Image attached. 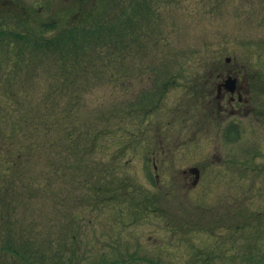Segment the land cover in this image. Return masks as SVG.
Segmentation results:
<instances>
[{
	"label": "rangeland",
	"instance_id": "rangeland-1",
	"mask_svg": "<svg viewBox=\"0 0 264 264\" xmlns=\"http://www.w3.org/2000/svg\"><path fill=\"white\" fill-rule=\"evenodd\" d=\"M77 1L0 0V10L12 9L18 16L29 8L28 24L62 22L73 15ZM147 1L156 12L149 43L132 45L118 70H105L81 108L95 132H101L86 161L91 165L90 185L98 189V183H104L103 194L95 192L82 214L78 196L85 189L76 175L64 170L69 165L65 159L72 163V158L39 144L42 138L32 144L43 136L39 131L32 137V132L42 121L44 79L24 84L15 99L0 87V234L9 226L30 234L46 228L58 231L79 214L90 221L91 238L119 234L133 244L130 248L138 243L164 264L186 263L195 249H223L215 247L219 241L236 254L247 246L264 250V0ZM226 69L238 71L247 86L256 88L257 97L262 94L254 104L263 115L261 123L252 112L226 118L219 114L216 74ZM116 73L121 76L118 82L111 78ZM29 111L30 137L15 141L8 124ZM101 115L106 116L102 121ZM237 127L239 137H231ZM27 144L31 149L23 154L33 158H24L17 172L10 163ZM49 157L59 160V173L48 191L28 199L24 189L22 196L18 184L28 183L29 176L42 181L51 175L52 167L44 163ZM191 167L201 170L196 186L193 177L184 174ZM10 184L19 197L7 205L2 199ZM126 188V196L121 195ZM101 195L106 199L100 203ZM131 202L140 215L121 218L119 211L125 212ZM116 218L125 222L112 230Z\"/></svg>",
	"mask_w": 264,
	"mask_h": 264
},
{
	"label": "trees",
	"instance_id": "trees-1",
	"mask_svg": "<svg viewBox=\"0 0 264 264\" xmlns=\"http://www.w3.org/2000/svg\"><path fill=\"white\" fill-rule=\"evenodd\" d=\"M73 6V15L62 22L53 19L34 24L25 20L30 11L27 7L18 15L20 19L12 15V9L0 10V87L9 98L15 99L20 91H24L20 89L24 84L44 79L45 89L39 102L42 108L39 120L42 121L32 132V137L36 134L43 136L35 137L32 144L39 143L42 138L43 143L39 144H46L56 155L61 151L65 158H72V163L65 159L69 165L64 170L76 175L79 187L85 189L78 196L81 203L77 210H81L82 214L90 208V201L96 193L103 194L104 183H98V189L90 185L91 165L86 161L90 159L96 136L101 132H95L81 108L91 93L90 88L97 84L100 77H104L105 70H118L125 54L133 49L132 45L142 40L143 44L149 43V30L155 22L156 12L147 0H78ZM111 78L118 82L120 73ZM148 94L151 91L145 96L148 97ZM105 118V115L99 117L100 121ZM30 119V111L13 117L8 124L12 130L9 136L14 135L15 141L19 136L30 137ZM59 132H62L61 137ZM30 149L28 144L21 145L15 153V161L9 162L11 168L14 165L20 172L24 158L29 161L33 158L23 154ZM47 162L53 169L51 175L45 172L44 176L48 178L42 181H35L29 176L28 183L18 184L17 190H22V196L24 189L28 192V199L37 198L39 191H48L50 180L59 173V160L49 157L48 161H44ZM129 188L133 194L137 193L138 189ZM127 189L121 195L126 196ZM14 190V184L7 186L3 203L11 205L10 200L18 199L19 192ZM101 196L100 203L106 199ZM131 203L125 212L119 211L121 218L124 215H140L137 205ZM82 218L79 214L75 215L65 221L58 231V228H46L45 232L33 230L30 234L22 230L13 231L11 226L6 233L1 230L0 236L6 235L1 236L4 239L0 245V264H164L159 255L153 256L138 243L134 244L135 248H130L133 244L124 242L119 234L104 232L98 235L96 232L97 235L91 238L87 230L90 221ZM114 222L112 230L121 229L125 220L116 218ZM181 240L186 242L184 237ZM215 247L224 248L195 249L197 251L186 263L176 264H226L229 261L233 264H264V250L255 246L242 248L239 254L227 251L221 241L216 242Z\"/></svg>",
	"mask_w": 264,
	"mask_h": 264
},
{
	"label": "flooded vegetation",
	"instance_id": "flooded-vegetation-1",
	"mask_svg": "<svg viewBox=\"0 0 264 264\" xmlns=\"http://www.w3.org/2000/svg\"><path fill=\"white\" fill-rule=\"evenodd\" d=\"M211 77L214 78V75H211ZM249 77H255V74H250ZM216 79V96L214 102H216V107L220 115L226 118L229 114L235 116L241 114L242 112H252L254 120L258 122L260 121L259 118L263 115L261 111L256 110V106L254 104L257 105V103H260L262 94L259 92L257 97L256 88L253 85L247 86V80L241 79L239 76V72L231 69H226L222 73H217ZM245 93H247L248 96H246ZM211 101L213 102V100ZM251 105L253 107H251ZM230 135L231 137L235 136L236 138H238L240 135V129L238 127L236 128V130L233 129V132L231 131ZM154 163L156 167L157 164L155 161ZM191 168L185 171L184 174H190L193 177V184L196 175L190 172ZM200 178L201 170L199 169V180Z\"/></svg>",
	"mask_w": 264,
	"mask_h": 264
},
{
	"label": "water",
	"instance_id": "water-1",
	"mask_svg": "<svg viewBox=\"0 0 264 264\" xmlns=\"http://www.w3.org/2000/svg\"><path fill=\"white\" fill-rule=\"evenodd\" d=\"M190 172H192L194 175H196L195 180L193 182V184L196 185L197 182L199 181V169L197 167H193L190 169Z\"/></svg>",
	"mask_w": 264,
	"mask_h": 264
}]
</instances>
